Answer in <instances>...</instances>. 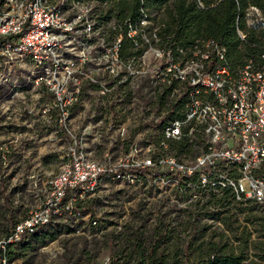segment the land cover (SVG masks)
<instances>
[{
  "label": "rangeland",
  "instance_id": "obj_1",
  "mask_svg": "<svg viewBox=\"0 0 264 264\" xmlns=\"http://www.w3.org/2000/svg\"><path fill=\"white\" fill-rule=\"evenodd\" d=\"M95 17L91 46L80 36L78 45H70L74 46L69 52L75 63L73 76L63 67L49 76L54 83L67 82L63 95L77 93L67 114L57 106L55 92L36 84L31 65L7 67L6 80L0 79V239L46 201L49 182L73 141L87 158L111 162V168L128 154L129 145L141 151L137 162L159 153L158 143H135L159 138L167 118L166 98L162 104L158 91L142 80L158 61L147 49L139 64L140 77L129 82L115 74L136 72L133 68L138 65L126 70L116 67L113 22L104 25ZM246 18L252 20L251 15ZM156 119L159 122L153 125ZM194 142L187 143L183 154L171 143L164 152L185 164L204 149L205 143ZM149 147L155 152L148 155ZM244 188L248 189L247 183ZM232 196L227 189L202 188L182 179L157 182L148 174L133 183L103 178L82 198L66 201L71 211L14 246L10 260L13 264H105L106 259V264H188L196 256L192 248L197 244L222 238L236 246L244 228L250 233L249 244L264 243V207ZM155 245L151 261L149 253ZM255 253L251 245L248 258L264 264L254 258Z\"/></svg>",
  "mask_w": 264,
  "mask_h": 264
},
{
  "label": "built area",
  "instance_id": "obj_2",
  "mask_svg": "<svg viewBox=\"0 0 264 264\" xmlns=\"http://www.w3.org/2000/svg\"><path fill=\"white\" fill-rule=\"evenodd\" d=\"M96 13L97 4L85 0H0V79L6 80L7 67L31 65L36 71V84L55 92L57 106L67 114L77 93L63 95L67 82L60 85L49 76L61 67L72 75L75 63L69 59V52L74 46L70 45H78L80 36V41L91 46ZM249 15L252 20L247 22L248 27L263 25L264 17L257 8L250 6L246 17ZM145 17L141 26L148 23ZM137 33H141L140 39L158 61L142 80L166 98L169 109L160 137L135 143H158L159 153L137 162L141 151L134 146L111 168V162L103 164L87 158L73 141L59 172L49 182L46 201L0 239V264H13L10 256L15 245L28 233L71 211L70 206H65L66 201L82 198L96 189L103 178L129 183L144 174L157 182L182 179L186 183L197 182L202 188L227 189L236 200L264 203V54L233 66L226 48L213 39L196 40L184 47L159 43L153 31L151 44L146 34L131 27L127 36L132 38ZM238 35L241 40L246 38L241 31ZM118 43L119 40L112 48L116 67L126 70L138 66L133 68L136 72L114 73L133 82L143 74L138 69L142 56L120 60ZM140 46L135 43L136 48ZM173 108L175 116H169ZM158 122L156 119L153 125ZM194 141L205 143L204 149L185 164L164 152L167 143ZM151 152H155V147L153 151L146 149L148 155ZM131 168L135 171L128 172Z\"/></svg>",
  "mask_w": 264,
  "mask_h": 264
},
{
  "label": "trees",
  "instance_id": "obj_3",
  "mask_svg": "<svg viewBox=\"0 0 264 264\" xmlns=\"http://www.w3.org/2000/svg\"><path fill=\"white\" fill-rule=\"evenodd\" d=\"M85 1L96 3L97 10L102 7L95 17L100 23L107 25L113 22V26L110 28L111 39L113 44L119 40L117 55L120 60L140 57L148 49V45L140 39L141 33H137L132 38L127 36L129 27L137 32L141 30L143 34L147 35L151 44L154 43L153 31H155L159 43H175L184 47L194 44L196 40L213 39L226 48L227 58L233 66L264 54V23L262 26L251 28L248 27L246 19L250 6L257 8L264 17V0ZM144 16L148 23L141 26L140 22ZM238 31L246 35L244 40L240 39ZM168 38L169 40H167ZM135 43L141 46L136 48ZM162 101L163 97L160 101L163 104ZM174 110L175 108L171 109L168 113L169 116H175ZM62 133L66 136L64 132ZM171 145L176 146L178 154H183L187 143H171ZM129 149L130 145L127 147V151ZM133 171L135 170L132 168L128 170V172ZM221 200L220 204H222V208H225L224 203L227 201V197H222ZM232 200H234L233 196ZM247 202L251 203V201ZM218 204L217 202L215 205ZM261 206L264 207V203ZM17 223H14L11 229ZM42 228L28 233L21 242ZM244 231H246L243 233L244 237L236 246L233 245V242L222 240V238L219 242H209L206 245L197 244L192 248V252L196 256L188 264H261L254 259H249L247 254L252 245L253 250L258 252L254 254V258L259 262H264V243L256 241L249 244L250 233L246 228ZM155 249L156 245L150 250L151 261L154 260Z\"/></svg>",
  "mask_w": 264,
  "mask_h": 264
}]
</instances>
